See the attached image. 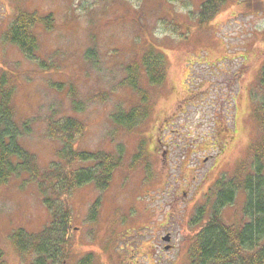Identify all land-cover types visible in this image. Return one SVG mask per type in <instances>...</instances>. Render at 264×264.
Returning <instances> with one entry per match:
<instances>
[{
	"label": "rangeland",
	"instance_id": "374dc122",
	"mask_svg": "<svg viewBox=\"0 0 264 264\" xmlns=\"http://www.w3.org/2000/svg\"><path fill=\"white\" fill-rule=\"evenodd\" d=\"M204 1L0 0V69L10 72L17 119L29 127L20 138L24 148L48 166L60 145L48 135V122L74 116L84 125L77 150L123 157L107 188L84 184L68 197L67 264L88 255L91 264H190L192 238L211 205L194 223L197 209L259 139L254 109L264 95L258 83L264 0H227L200 24ZM20 9L53 16L51 29L35 28L39 41L30 59L4 37ZM150 47L163 54L165 82L149 86L141 68L149 115L126 130L113 115L137 105L139 96L121 83L127 65ZM244 203L239 192L222 210L224 221L238 225ZM49 218L27 174L0 186L6 264L31 260L19 255L10 234L37 233Z\"/></svg>",
	"mask_w": 264,
	"mask_h": 264
},
{
	"label": "trees",
	"instance_id": "16d2710c",
	"mask_svg": "<svg viewBox=\"0 0 264 264\" xmlns=\"http://www.w3.org/2000/svg\"><path fill=\"white\" fill-rule=\"evenodd\" d=\"M226 1L202 2L197 11L199 23L210 20ZM37 27L51 29L52 14L40 15L20 9L4 37L30 59L38 47ZM86 56L94 57L95 51L88 49ZM141 68L149 86L159 87L165 82L166 61L162 53L151 47L141 55L139 63L127 65L121 85L134 91L139 103L127 111H117L112 118L114 124L126 130H132L149 115L150 97L140 83ZM258 83L264 92V62ZM14 87L10 72L0 69V186L12 177L27 174L36 184L50 218L37 233L19 229L9 238L20 256L31 258L29 264H67L68 227L72 215L68 197L84 184L92 183L99 190L107 188L123 157L120 153L103 150H77L73 145L83 133L84 125L74 116H67L48 122V135L60 145L48 166L39 165L36 156L25 149L20 140L29 127L26 121L17 119ZM68 91L75 96L72 86ZM80 109L77 104L75 111ZM254 112L260 129L259 139L251 145L247 159L237 166L234 174L226 175L213 185L206 204L197 209L194 223L204 218L206 206L211 205L209 217L192 238L188 251L190 264H264V95L260 103L255 104ZM239 192L245 194V203L241 219L235 225L224 221L222 210L233 204ZM89 256L76 264H91ZM0 264H6L1 250Z\"/></svg>",
	"mask_w": 264,
	"mask_h": 264
},
{
	"label": "water",
	"instance_id": "95a60500",
	"mask_svg": "<svg viewBox=\"0 0 264 264\" xmlns=\"http://www.w3.org/2000/svg\"><path fill=\"white\" fill-rule=\"evenodd\" d=\"M170 240V236L169 235H166L163 237V241H169ZM169 246H166V248H168Z\"/></svg>",
	"mask_w": 264,
	"mask_h": 264
}]
</instances>
